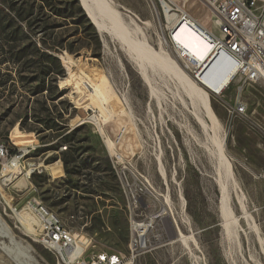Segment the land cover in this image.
Returning <instances> with one entry per match:
<instances>
[{
	"label": "rangeland",
	"instance_id": "rangeland-1",
	"mask_svg": "<svg viewBox=\"0 0 264 264\" xmlns=\"http://www.w3.org/2000/svg\"><path fill=\"white\" fill-rule=\"evenodd\" d=\"M108 1L126 22L133 20L137 24L138 39L143 37L154 52L167 54L192 79L188 69L164 44L145 0ZM45 13L49 15L48 11ZM83 13L94 32L77 16H49L46 25H56L55 28L34 35L37 41L60 47L58 57L64 76L56 84L63 96L49 108L53 112L54 108L64 111L68 131L62 136L77 129L69 138L70 145L78 148L81 155L76 165L88 159L86 167L79 165L75 169L70 165V173L63 180H53L43 168L41 174L30 175L37 185L35 199L56 215L64 228L87 240L88 255L115 253L123 257V264H254L249 260L252 254L259 264H264V254L258 248L249 253L245 247L246 238L254 240L253 231L264 240V84L242 85V99L247 104L244 117L227 112L238 81L220 96L205 91L217 119L213 126L205 118L200 100L189 97L172 72L155 63L148 64L149 82H146L130 58L133 53L129 47L113 35L99 32ZM20 67L21 64L16 66L9 61L0 64V144L8 148L11 156L18 149L34 145L36 148L20 161L21 173L15 171L8 186L0 190V218L16 240L29 248L37 264H61L39 243L38 222L25 204L13 205L11 187L25 179L29 165H52L53 162H46L60 158L63 152L59 148L69 145L62 143L57 151L35 152L41 147L54 148L60 137L56 138L59 134L55 132H43L42 125L29 119L40 104H35L22 88L19 77L28 74L13 71ZM91 115L100 116V128L93 122L77 126ZM195 115L203 117L206 130L199 126ZM20 122L25 131L20 129ZM122 128L125 132L119 145H115ZM100 135L105 136L110 156L119 153L127 164L146 176L170 210V214H160L153 220L145 246L134 252L133 257L124 200ZM214 136L223 139L224 156L235 183L229 185L228 193L230 208L238 220L236 232L241 248L225 236L222 227ZM110 140L114 143L113 150ZM17 212L29 223L32 233L18 222ZM168 216L185 242L177 237L174 228L169 231L165 227L164 218L169 220ZM13 251L20 255L17 248Z\"/></svg>",
	"mask_w": 264,
	"mask_h": 264
},
{
	"label": "built area",
	"instance_id": "built-area-1",
	"mask_svg": "<svg viewBox=\"0 0 264 264\" xmlns=\"http://www.w3.org/2000/svg\"><path fill=\"white\" fill-rule=\"evenodd\" d=\"M145 1L157 22L164 44L188 69L192 79L202 84L204 74L216 64L218 74L231 75L226 89L231 83L238 81L236 95L227 112L231 116L244 117L247 104L242 99V85L264 84V0ZM181 26H186L209 45L210 51L203 61L196 62L175 40L174 34ZM230 29H237L238 44L235 50L226 51L228 43H224V36H230ZM99 118L100 116H88L80 120L77 126L93 122L96 127L101 125ZM121 131L116 135L115 145H119L125 132L123 128ZM100 137L106 147L105 136ZM66 149V146L60 147V151ZM106 150L124 200L130 232L129 250L133 257L134 252L145 246L147 234L153 228V220L160 214L167 215L168 206L146 176L127 164L118 152L111 157L107 148ZM29 153L30 149H18L11 156L8 148L0 144V190L3 191L8 186L15 171H18L17 174L21 173L20 164L14 168L11 161H22ZM9 166L13 172L10 173V179H7L5 171ZM33 172L34 168L31 174ZM25 207L38 222L36 236L39 243L53 253L61 264H123V257L115 253L98 252L88 255L87 240L79 233L64 228L59 218H52L51 212L37 200L30 199ZM139 225H145L147 229L141 232Z\"/></svg>",
	"mask_w": 264,
	"mask_h": 264
},
{
	"label": "bare ground",
	"instance_id": "bare-ground-1",
	"mask_svg": "<svg viewBox=\"0 0 264 264\" xmlns=\"http://www.w3.org/2000/svg\"><path fill=\"white\" fill-rule=\"evenodd\" d=\"M79 1L83 11L86 13L87 17L91 20L92 24L96 27V29L99 32H104V33L106 32L109 35L111 34L114 36V38H116L119 41V43L126 44V46L129 47L128 49L130 50L131 53H133L132 54L133 56H130L131 60L134 62L132 63L135 64L138 73L146 82H149V77L146 72V65L148 64L155 63L158 66L162 67L163 69L172 72L174 76H176V78L178 79V82L184 87L187 95L189 97H196L200 100L204 110L205 118H207L212 123L213 126L217 123L216 116L214 115L211 106L207 101L205 91H208L212 94H222V92L226 90V87L230 83L231 80L230 74L228 73H223L221 75L218 74L217 66L216 64H213L202 77L201 79L202 84H199L194 79H190L179 68V66H177L176 63L170 59V57L167 54H163V52H159V53L154 52L149 47V44L146 42V40L143 37L141 39H138L137 34L138 33L140 34V32L138 26H136L137 24H135L133 20L126 22L123 19L122 14L112 4H110L108 0H79ZM174 38L177 41V43L180 45L181 49L189 53L196 62L203 61L207 57L210 51L209 45L205 43V41H203L193 31L188 29L186 26L179 27V29H177L174 34ZM224 43H228L226 44V51H233L237 48V44H238L237 29H230V36H224ZM222 62L224 61L222 60ZM101 83L103 86L106 85L104 79L101 80ZM196 117L199 126L201 125L200 127L206 130L207 125L203 117L199 115ZM97 126L100 128V125ZM100 131L102 132V130ZM120 133H122V131H120ZM212 141L216 149L215 153L218 159V167H219L217 170L216 183L219 186V193H220L219 211L222 220V227L225 236L228 239L231 238L233 241H235L238 247L241 248L239 237L236 232V228L238 226V220L236 217L233 216L234 214L230 208V203H229L230 197L228 193L229 192L228 188L231 183H234L233 175L228 165V162L224 156L225 153H224L223 139L217 140L216 137L214 136ZM113 147H114V143L110 140V149L113 150ZM26 150L27 149L23 151ZM11 163L13 164L14 168H17V166L20 164V161H18L17 159H13ZM50 171H53L52 172L53 174L56 173L52 169ZM11 172H13V169L11 166H9V168H7L5 171V175L7 176V179H10ZM29 173L30 170L27 171V174L25 175H29ZM235 187L236 186H234V188ZM242 205L243 204H241L240 202V206L242 207L243 210H245L244 206ZM19 214L20 213L18 212L16 214V218L18 222L24 227V229L28 233H32L33 229L29 226V223L24 219V217L21 216V214L20 215ZM168 214H170L169 208L167 209V215ZM51 217L58 218L53 213H51ZM168 218L169 220H167V218H164L165 227H167L169 231L171 230V227L172 230L174 228L177 237L181 238V241L185 242L183 236L180 235L181 233L180 234L177 233L175 229L174 221L171 220L169 216ZM246 219H248V216H246ZM139 227L141 229V232H144L147 229L145 225H139ZM253 233H254V237H253L254 240L252 239L253 241H251V239L246 238L245 247L249 253H254V250L258 248V250L262 255L264 254V240L257 234V232L253 231ZM5 241H7L8 243L6 244ZM129 244H130V239H129ZM13 248H17L20 255H16L13 251ZM249 260L254 264H259L256 261V258L252 256V254L249 256ZM10 262L12 264H37L33 259V257L30 255L29 248L27 246H22L21 243L16 240V238L13 236V233L10 231V229L7 227L4 221L0 218V264H9Z\"/></svg>",
	"mask_w": 264,
	"mask_h": 264
},
{
	"label": "trees",
	"instance_id": "trees-1",
	"mask_svg": "<svg viewBox=\"0 0 264 264\" xmlns=\"http://www.w3.org/2000/svg\"><path fill=\"white\" fill-rule=\"evenodd\" d=\"M55 4L62 6L58 8ZM48 11L49 15L45 13ZM49 16L59 18H68L77 16L82 20L87 28L93 31L91 23L85 17L77 0L61 2L57 0H0V64L7 61L16 66L21 64L20 68H13V71L20 75L27 73L26 77H19L20 84L27 95L32 97L35 104H40L38 111L33 110L30 116L34 123L43 126V132H55L59 134L60 141L54 148L41 147L35 152L42 154L48 151H57L62 143H68L67 151L60 153V160L65 174H69L70 165L77 169V166L86 167L88 159L86 158L79 165V149L70 145V136L77 129L62 136L64 131H68L64 123V111L54 112L50 107L63 96V92L57 88V79L64 76L63 68L60 64L58 52L59 45H47L44 40H35L36 32H45L54 29L56 25H46ZM37 30V31H35ZM94 32V31H93ZM96 37L95 33H93ZM49 104V105H48ZM59 104H63L59 102ZM20 129L26 128L19 124ZM57 157L49 159L46 164L54 162ZM73 170V169H72ZM75 171V170H74ZM73 171V172H74ZM34 173L31 174V177Z\"/></svg>",
	"mask_w": 264,
	"mask_h": 264
},
{
	"label": "crops",
	"instance_id": "crops-1",
	"mask_svg": "<svg viewBox=\"0 0 264 264\" xmlns=\"http://www.w3.org/2000/svg\"><path fill=\"white\" fill-rule=\"evenodd\" d=\"M30 146H32V145H30ZM34 146L35 147H26V148L30 149V152H31L32 150H34L36 148V145H34ZM66 151H67V149L65 151H61V152H66ZM48 166H42L40 163H32V165H29V167L26 170L25 174H27V171L30 170V173H29V175H30L32 170H33V168H34V172L33 173L36 172L38 174H41L43 172V169H44L47 172L48 176H50L53 180H63L65 178V172H64L63 165H62V162H61L59 157L53 162L52 165H48ZM56 167H57V169H56ZM51 169L54 170V172H56V173L53 174L52 173L53 171H50ZM50 174H52L53 176L50 175ZM58 174H60V175H58ZM29 175H25V179L18 180L11 187L12 197L15 199V202L13 203L14 206H19V205H21L23 203L25 204L30 199H35V194H36V191H37V185H35L32 182V180H30V177L27 178Z\"/></svg>",
	"mask_w": 264,
	"mask_h": 264
},
{
	"label": "water",
	"instance_id": "water-1",
	"mask_svg": "<svg viewBox=\"0 0 264 264\" xmlns=\"http://www.w3.org/2000/svg\"><path fill=\"white\" fill-rule=\"evenodd\" d=\"M80 2V1H79ZM80 4V3H79ZM80 7H81V5H80ZM81 9H82V7H81ZM83 10V9H82Z\"/></svg>",
	"mask_w": 264,
	"mask_h": 264
}]
</instances>
